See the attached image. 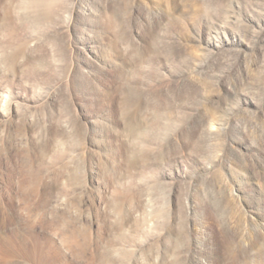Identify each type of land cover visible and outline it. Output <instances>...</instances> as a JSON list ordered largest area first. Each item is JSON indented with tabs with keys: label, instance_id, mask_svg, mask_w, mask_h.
<instances>
[{
	"label": "rangeland",
	"instance_id": "rangeland-1",
	"mask_svg": "<svg viewBox=\"0 0 264 264\" xmlns=\"http://www.w3.org/2000/svg\"><path fill=\"white\" fill-rule=\"evenodd\" d=\"M0 264H264V0H0Z\"/></svg>",
	"mask_w": 264,
	"mask_h": 264
}]
</instances>
